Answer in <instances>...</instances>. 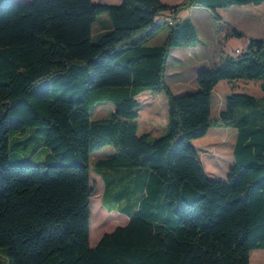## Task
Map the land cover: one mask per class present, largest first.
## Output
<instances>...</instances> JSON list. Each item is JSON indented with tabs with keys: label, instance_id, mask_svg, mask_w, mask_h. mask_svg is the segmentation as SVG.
Returning a JSON list of instances; mask_svg holds the SVG:
<instances>
[{
	"label": "trees",
	"instance_id": "obj_1",
	"mask_svg": "<svg viewBox=\"0 0 264 264\" xmlns=\"http://www.w3.org/2000/svg\"><path fill=\"white\" fill-rule=\"evenodd\" d=\"M264 0H0V248L6 264H249L264 249V40L225 54L195 76L197 88L174 94L165 76L170 50L195 47L186 6H258ZM106 13L110 26L94 36ZM157 45L146 42L163 26ZM230 35L240 37L232 29ZM259 81L263 96L225 97L211 116L220 81ZM163 92L165 131L137 134V96ZM109 116L91 119L100 104ZM31 128L50 153L41 164H10L13 130ZM212 127L236 130L224 180L210 179L191 144L212 140ZM218 158L226 165L228 143ZM114 149L93 167L104 193L128 200L122 226L89 246L91 153ZM204 169V170H203ZM205 171V173H204Z\"/></svg>",
	"mask_w": 264,
	"mask_h": 264
},
{
	"label": "rangeland",
	"instance_id": "obj_2",
	"mask_svg": "<svg viewBox=\"0 0 264 264\" xmlns=\"http://www.w3.org/2000/svg\"><path fill=\"white\" fill-rule=\"evenodd\" d=\"M179 0H169L177 3ZM93 2V1H92ZM94 3V2H93ZM215 18L207 9L197 6L181 8L175 18L169 17L166 13H161L156 20H163L167 16L169 22L188 18L195 26L199 42L195 47H181L170 50L167 60L166 84L174 94L189 93L197 88L195 82L196 73L199 70L209 68L218 64V55L224 50L231 41L237 40L230 37L233 28L239 29L243 38L240 39L241 45L250 39H264V2L258 6L241 5L228 8L216 9ZM107 17L106 13L99 18ZM249 22H247V21ZM256 20L258 24L250 21ZM97 22V21H96ZM92 26V41H95L94 32L97 23ZM255 22V21H254ZM260 23V24H259ZM167 31V26L163 25L158 32L151 37L146 44H160ZM234 43V42H232ZM227 54L233 55V51L225 49ZM236 82V83H235ZM259 81H234L232 86H228L225 80L220 81L212 91V111L211 116L217 115L219 109L225 101V95L231 92H243L254 97L263 96V92L258 87ZM229 88V90H228ZM137 100L138 109V130L137 134L147 132L151 137L158 136L165 131V121L167 115V98L163 92L151 94L148 91L141 92ZM112 105L103 103L98 105L91 112V119H100L110 115ZM208 138L212 140L205 142L194 139L191 144L195 148L203 168L208 171L206 177L210 179L224 180L229 167L232 164V148L235 142L236 130L233 128L212 127L207 131ZM226 140L228 143L226 165L220 167L218 158L214 154L220 153ZM50 153L47 146L42 143V136L35 133L31 128L13 130L9 133L8 139V162L10 164H41L45 157ZM114 153L111 146H105L93 153L89 158L90 180L94 187V193L89 199V246L95 245L96 241L107 232L112 231L117 226L126 223V215L121 212L125 209L128 200L118 197L119 187H109L106 189L103 199V181L100 174L93 167V164L103 158L109 157ZM204 170V169H203ZM0 264L4 261V249L0 248ZM249 264H264V249H255L250 252Z\"/></svg>",
	"mask_w": 264,
	"mask_h": 264
},
{
	"label": "crops",
	"instance_id": "obj_3",
	"mask_svg": "<svg viewBox=\"0 0 264 264\" xmlns=\"http://www.w3.org/2000/svg\"><path fill=\"white\" fill-rule=\"evenodd\" d=\"M15 1H17V2H25V1H29V0H15ZM91 1H93L94 3H96V4H111V5H115V4H119L120 2H121V0H91ZM182 0H179L177 3H171V2H169V0H161V3L162 4H164V5H177V4H179L180 2H181ZM186 7H191V6H186ZM197 7H199V6H197ZM167 12V15L168 16H170V12L169 11H165V12H163V13H166ZM167 16V17H168ZM166 17V18H167ZM165 18V19H166ZM173 18V17H172ZM175 18V17H174ZM245 21H247V20H245ZM255 21V22H254ZM254 21H250V22H253V23H255V24H258V22H256V20H254ZM247 22H249V21H247ZM97 24V26L95 27V32H94V36H96V35H98V34H100V33H102V32H104L106 29H108L109 28V26H110V23H109V19H108V17H102V18H99L98 20H97V22H96ZM260 24V23H259ZM194 25V24H193ZM233 29H235V28H233ZM232 30V29H231ZM235 30H237L239 33H240V37H236L237 38V40H236V42L235 41H231V44H228L227 46H226V48H228V50L229 51H233V50H235V49H244L246 46H247V44H248V42L249 41H245V43H244V45H241V43H240V39H242L243 38V35H242V33L239 31V29H235ZM234 36H231L230 35V37H228V39L227 40H230V39H232ZM250 40H252V39H250ZM255 40H264V39H255ZM232 42H234V43H232ZM225 48V49H226ZM221 50V54H219L218 55V57L217 58H220L221 56H223V55H225V54H227V52H226V50ZM232 54V53H231ZM240 81H245V80H240ZM236 83V82H235ZM218 84V83H217ZM226 84L228 85V86H232L233 84H234V81H232V82H226ZM258 87H259V83H258ZM228 90H229V88H228ZM227 95H225V97H226ZM252 96V95H251ZM138 97V96H137ZM212 97V96H211ZM260 97H262V96H260ZM260 97H256V98H260ZM212 103H213V101H212V98H211V111H212ZM224 105H225V102H224V104L222 105L223 107H222V109L224 108ZM222 109H219V111H218V113L222 110ZM218 113H217V115H218ZM217 115H215L214 117H216ZM144 133H147V132H144ZM126 221H127V218L125 219ZM98 241V240H97ZM97 241H96V243H97ZM95 243V244H96Z\"/></svg>",
	"mask_w": 264,
	"mask_h": 264
},
{
	"label": "built area",
	"instance_id": "obj_4",
	"mask_svg": "<svg viewBox=\"0 0 264 264\" xmlns=\"http://www.w3.org/2000/svg\"><path fill=\"white\" fill-rule=\"evenodd\" d=\"M240 53V50L239 49H235V50H233V54L234 55H237V54H239Z\"/></svg>",
	"mask_w": 264,
	"mask_h": 264
},
{
	"label": "water",
	"instance_id": "obj_5",
	"mask_svg": "<svg viewBox=\"0 0 264 264\" xmlns=\"http://www.w3.org/2000/svg\"><path fill=\"white\" fill-rule=\"evenodd\" d=\"M250 41V40H249Z\"/></svg>",
	"mask_w": 264,
	"mask_h": 264
}]
</instances>
